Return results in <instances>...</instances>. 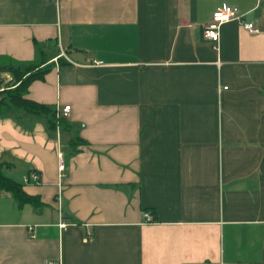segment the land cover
<instances>
[{
  "label": "crops",
  "instance_id": "obj_1",
  "mask_svg": "<svg viewBox=\"0 0 264 264\" xmlns=\"http://www.w3.org/2000/svg\"><path fill=\"white\" fill-rule=\"evenodd\" d=\"M222 2L258 31L226 21L215 48ZM40 53L26 96L67 127L0 114L40 201L0 190V264H264V0H0V63Z\"/></svg>",
  "mask_w": 264,
  "mask_h": 264
},
{
  "label": "trees",
  "instance_id": "obj_2",
  "mask_svg": "<svg viewBox=\"0 0 264 264\" xmlns=\"http://www.w3.org/2000/svg\"><path fill=\"white\" fill-rule=\"evenodd\" d=\"M40 58L38 60H33L31 62H6L0 63V73L7 72L11 73L14 80H18L16 85L12 81L5 84L2 87L1 78H0V94H3L0 99V114H4L7 112H23V113H31L36 116L44 117L46 123L50 127H55L57 121H64V116L56 117V108L54 109L52 106L32 100L28 97L21 98L20 92L23 91L25 94L27 92V88L29 83L35 78H41L43 74L49 69V64L45 63V58H43V54L40 53ZM30 64L29 73L25 74L24 69H21L18 64ZM8 166V164H4L0 162V190L8 191L12 194L18 206L23 205L26 202H32L34 204H39V198L35 195H31L27 193L22 186V183L14 178L10 177L4 172V167Z\"/></svg>",
  "mask_w": 264,
  "mask_h": 264
},
{
  "label": "built area",
  "instance_id": "obj_3",
  "mask_svg": "<svg viewBox=\"0 0 264 264\" xmlns=\"http://www.w3.org/2000/svg\"><path fill=\"white\" fill-rule=\"evenodd\" d=\"M57 1V0H54ZM229 20H237L240 24H242L245 28L252 32L258 31V27L252 22L245 20L244 14L239 12L238 7L232 4H228L226 2H222L216 9L212 12L210 20L204 24L202 27V36L205 39H208L212 42L215 48L218 47L219 35H220V26L222 23ZM93 62L95 64H101V60L94 59ZM70 104H64L62 107H56V117L66 116L69 112ZM59 157H61V153H59ZM60 169L64 168V164L60 159L59 164ZM29 177L32 180L38 179V174L35 170H32L29 174ZM143 215L145 217H149L150 214L148 211H144ZM64 225V223H61ZM47 264H61L60 258L49 259L47 260Z\"/></svg>",
  "mask_w": 264,
  "mask_h": 264
},
{
  "label": "rangeland",
  "instance_id": "obj_4",
  "mask_svg": "<svg viewBox=\"0 0 264 264\" xmlns=\"http://www.w3.org/2000/svg\"><path fill=\"white\" fill-rule=\"evenodd\" d=\"M18 66H19L21 69H24V71H25V74H24L22 77H24L26 74H28V73H29V70L31 69V67H29V66H30L29 63H28V64H18ZM0 78H1V84H2V87H4L5 84L9 83V82L12 81V80H13V82H14L15 84H12L11 86L16 85V83L18 82V80H14V78H13L12 75H11V73H7V72H2V73H0ZM2 96H3V94H0V99L2 98ZM24 96L27 97L26 94H25L23 91H21V92H20V97H21V98H24ZM66 125H67V124H66L65 121H60V122L57 121L55 127H56V128L65 129V128L67 127ZM61 129H60V130H61Z\"/></svg>",
  "mask_w": 264,
  "mask_h": 264
}]
</instances>
